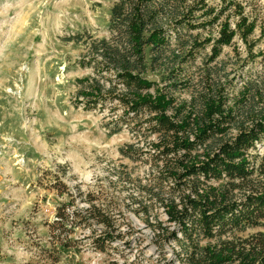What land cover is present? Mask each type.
I'll list each match as a JSON object with an SVG mask.
<instances>
[{"label": "trees", "instance_id": "obj_1", "mask_svg": "<svg viewBox=\"0 0 264 264\" xmlns=\"http://www.w3.org/2000/svg\"><path fill=\"white\" fill-rule=\"evenodd\" d=\"M257 27L237 0L115 1L109 37L85 40L80 64L92 74L77 80L76 100L86 110L104 96L116 101L106 126L129 131L119 153L133 166L120 162L104 183L67 192L70 202L49 225L60 254L74 251L72 235L84 229L96 250L113 256L105 264H145L126 252L145 241L133 215L163 256L170 248L164 264H264V70L239 74L264 59ZM207 47L195 84L186 73ZM225 47L232 64L220 60ZM186 89L189 99L179 95ZM77 197L85 208L74 206Z\"/></svg>", "mask_w": 264, "mask_h": 264}, {"label": "rangeland", "instance_id": "obj_2", "mask_svg": "<svg viewBox=\"0 0 264 264\" xmlns=\"http://www.w3.org/2000/svg\"><path fill=\"white\" fill-rule=\"evenodd\" d=\"M115 1L0 0V264H105L113 257L96 250L84 229L72 235L69 245L74 251L60 254L49 225L58 208L70 202L69 190L85 192L97 180L104 183L120 162L133 166L119 153L132 141L129 131L110 134L106 126L116 101L104 96L99 108L86 110L76 100L77 80L92 74V68L80 64L85 40L109 37ZM237 1L257 16L258 38L264 28V0ZM217 32L216 27L214 35ZM235 44L244 57V43L237 39ZM259 50L264 52V39L255 49ZM208 54L210 47L188 67L186 78L195 84L198 67ZM234 56L233 48L225 47L220 60L232 64ZM263 70L264 59H258L239 67V74L256 78ZM151 77L159 80L158 73ZM238 77L235 90L241 86ZM190 91L179 95L189 99ZM75 205L85 208L79 197ZM127 217L145 238L126 250L128 260L145 264L171 260L170 248L163 256L141 221Z\"/></svg>", "mask_w": 264, "mask_h": 264}]
</instances>
